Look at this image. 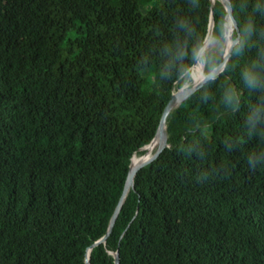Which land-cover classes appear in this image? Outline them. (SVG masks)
<instances>
[{
	"label": "trees",
	"instance_id": "trees-1",
	"mask_svg": "<svg viewBox=\"0 0 264 264\" xmlns=\"http://www.w3.org/2000/svg\"><path fill=\"white\" fill-rule=\"evenodd\" d=\"M257 2L230 0L264 45ZM225 14L221 0H0V264H264V166H248L264 129L245 125L257 94L222 102L256 47L170 111L167 146L120 203L178 90L163 73L178 24L221 41Z\"/></svg>",
	"mask_w": 264,
	"mask_h": 264
},
{
	"label": "clouds",
	"instance_id": "clouds-1",
	"mask_svg": "<svg viewBox=\"0 0 264 264\" xmlns=\"http://www.w3.org/2000/svg\"><path fill=\"white\" fill-rule=\"evenodd\" d=\"M254 10L264 15V3L258 0ZM178 28L185 35L172 48H165L169 60L163 66L164 76H176L175 83L181 94H190L194 89H205L202 99L206 100L207 88L215 83L218 79L217 72L220 71L214 51L217 40L208 41L204 36L196 35L195 29L186 21L180 22ZM255 34L256 26L251 18L241 25L231 12L225 14L219 24V35L226 37L230 56H242L250 47L257 49L256 55L241 70L243 89L238 91L234 86L228 87L224 89L222 96V102L226 106L238 109L244 90L257 94V101L245 118L249 134H256L258 129H264V45L253 40ZM261 139L264 140V134ZM248 166L253 171L258 166H264V148L249 155Z\"/></svg>",
	"mask_w": 264,
	"mask_h": 264
},
{
	"label": "water",
	"instance_id": "water-1",
	"mask_svg": "<svg viewBox=\"0 0 264 264\" xmlns=\"http://www.w3.org/2000/svg\"><path fill=\"white\" fill-rule=\"evenodd\" d=\"M211 1L213 2L214 0H211ZM221 1H222L223 5H224V7H225L226 14L229 13V12L232 13L230 0H221ZM209 32H211L210 28H209V30H208V32H207V35L209 34ZM207 35H206V37H207ZM206 37H205V39H206ZM229 57H230V55H229V51H228V53L226 54V56H223V55H222V58H223V59H222V61L219 63L220 71L223 70V68H224V66H225V64H226V62H227V60L229 59ZM220 71H218L217 74H218ZM194 91H195V89L193 90V92H194ZM193 92H192V93H193ZM190 94H191V93H190ZM190 94H188V93L181 94L178 90H177L176 92H175V91L172 92V94H171V96H170V99L167 101V103L165 104V106H164V108H163V111H162V114H161V117H160V120H159V125H158L157 130L159 129V127H165L166 117H167V115L170 113V111H171L173 108H175L177 105H179V103H180L185 97H187V96L190 95ZM157 130H156V133H157ZM164 132H165V130H164ZM156 133H155V135H156ZM155 135H154V136H155ZM153 138H154V137H153ZM153 138H152V140H153ZM152 140H151V141H152ZM151 141H150L149 143H151ZM149 143H148V144H149ZM148 144H147V145H148ZM145 146H146V145H145ZM145 146H143L141 149H143ZM166 146H167V137H166V133H164L162 142L157 146V148L154 150L153 154H152V155H151V156L145 161V163H144L142 166H144V165L150 163L151 161H153V160L159 155V153H160V152H161ZM132 156H133V155H132ZM131 159H132V157H131ZM130 164H131V161H130ZM130 164H129V171H128L127 179H126V182H125V185H124V188H123V194H122V198H121V200H120V203H121L122 200L124 199V196H125V194H126L128 188H129V186L132 185L133 177H134L135 173L137 172L136 170L133 171V172H131V170H130ZM119 205H120V204H118V206L116 207V209H115V211H114V213H113V215H112V217H111L110 224H109V228H108V231H107L106 235H104V236L100 239V241H105V239H106L108 233L110 232V230H111V228H112V225H113V222H114V219H115V217H116L117 211H118V209H119ZM114 258H115V259H114L115 264H118L119 258H118V254H117V253H115ZM86 263L89 264V263H88V256H87V254H86Z\"/></svg>",
	"mask_w": 264,
	"mask_h": 264
},
{
	"label": "bare ground",
	"instance_id": "bare-ground-1",
	"mask_svg": "<svg viewBox=\"0 0 264 264\" xmlns=\"http://www.w3.org/2000/svg\"><path fill=\"white\" fill-rule=\"evenodd\" d=\"M210 30H211V26H210ZM211 37V32H209V34L207 35V40H209ZM228 51V44L225 47V50L223 52V56H226V53ZM164 128L165 127H159V129L157 130L156 135L154 136L153 140L151 141V143H149L146 147V152L144 154L141 155H133L132 159H131V164H130V170L131 172L133 171H137L139 168L142 167V165L145 163V161L153 154L152 152H154V148L157 145V143H161L163 140V135H164ZM158 144V145H159ZM157 145V146H158ZM139 158V159H138Z\"/></svg>",
	"mask_w": 264,
	"mask_h": 264
},
{
	"label": "rangeland",
	"instance_id": "rangeland-1",
	"mask_svg": "<svg viewBox=\"0 0 264 264\" xmlns=\"http://www.w3.org/2000/svg\"><path fill=\"white\" fill-rule=\"evenodd\" d=\"M207 38V37H206ZM215 38H213L212 36L210 37V39L208 40V41H212V40H214ZM228 44V42H227V39H226V37H223L222 38V40L221 41H218L217 40V46L215 47V50H218V51H221L222 52V55H223V52H224V50H225V47H226V45ZM177 91V90H176ZM175 91V92H176ZM159 143H157V145H158ZM157 145L155 146V148H154V150L157 148ZM147 148V147H146ZM142 150H144V149H142ZM153 150V151H154ZM144 153H145V150H144ZM153 153V152H152ZM139 159V158H138Z\"/></svg>",
	"mask_w": 264,
	"mask_h": 264
}]
</instances>
